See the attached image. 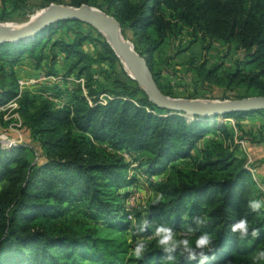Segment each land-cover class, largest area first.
I'll return each mask as SVG.
<instances>
[{"label": "trees", "instance_id": "trees-1", "mask_svg": "<svg viewBox=\"0 0 264 264\" xmlns=\"http://www.w3.org/2000/svg\"><path fill=\"white\" fill-rule=\"evenodd\" d=\"M15 1L43 8L52 3L88 4L113 15L123 31L133 33L135 49L148 60L165 94L169 92L160 81L155 53L187 35L190 40L185 48L201 42L205 50L218 42L240 55L236 67L225 75L217 74L218 65L201 63L197 70L204 80L225 87L243 84L250 93L245 96L264 95V0ZM71 24L86 23L62 20L28 40L0 43V106L18 93L14 68L25 57L35 70L42 71L48 62L54 66L63 57L69 68L61 74L85 80L84 85L73 83L72 89H57L66 100L63 105L44 96L56 90L46 84L28 87L18 100L15 112L32 142L0 146V264H169L157 246H149L141 260H125L119 258L120 249L110 250L108 242L92 234L63 230L60 218L74 201L85 203L124 230L144 215L143 219L151 221L149 230L143 232L145 237L152 234L160 218L164 217L166 226L181 231L194 215L202 216L205 222L198 233L212 232L215 240L207 264H249L248 257L264 248V232L249 242L233 234L231 224L247 216L253 227H259L264 216L246 207L247 200L258 198V190L243 158L237 156L229 125L189 119L159 107L134 79L125 72L126 79L114 72L121 61L107 40L80 31H74L71 39L58 34ZM85 41L100 46L96 58L84 50ZM96 61L110 66L102 84L94 76ZM102 94L110 96L106 103L100 102ZM258 113L264 115V110L222 117L237 120ZM4 116L0 109V123L6 126L15 120ZM237 127L240 139L263 142L260 133L264 129L248 131L240 123ZM187 160L192 163L178 166ZM134 164L160 197L149 209L129 218L126 204L131 191L119 190L133 184L126 171ZM157 175L160 179L154 180ZM199 259L189 261L178 250L172 264H198Z\"/></svg>", "mask_w": 264, "mask_h": 264}, {"label": "rangeland", "instance_id": "rangeland-1", "mask_svg": "<svg viewBox=\"0 0 264 264\" xmlns=\"http://www.w3.org/2000/svg\"><path fill=\"white\" fill-rule=\"evenodd\" d=\"M60 4L68 5L66 3ZM42 8L43 7H40L39 5H36L34 3L24 5L22 2L18 3L15 0L0 1V22L11 23L14 25V27H16L31 20L33 16H35L38 12H41ZM74 31H80L83 34H87L90 38H96L100 41L107 40L106 36L102 33V31H100L99 28L92 25L88 26V24H71L70 27H65L58 34L61 37L71 39ZM122 33L126 39L130 40L134 44V37L132 32L122 30ZM189 40L190 38L187 35L181 36L177 41L172 42L171 46L167 47L170 49L169 52L166 48L160 50L161 53L158 56L161 57L157 60L155 66L157 69H161L163 72L162 79L165 82L163 85L165 86L166 91L169 92V94L167 95L174 98L192 100H234L239 99V97H248L245 95L250 93L245 85L234 83L232 85L225 84L227 87H225L224 85L220 86L208 80H204V76L197 70V66H199L203 62H206V66L208 67H214L215 65H218L219 68L217 70V74L225 75V73L236 67L237 60L240 57L238 52L218 42L211 43V46L205 50L202 49L201 42H197L189 46L188 48H185L188 45ZM169 57L172 58L169 59ZM55 63L56 64L54 66H50V62H48V65L46 64L42 72L56 75L59 73L67 72L69 65L66 63L63 57L59 56V59L56 60ZM31 67L29 68V70L25 69L23 71V77H36L40 75L34 68ZM125 68V65H123V63L121 62V65H115L113 69L114 72L119 73V76L121 78L123 77V79H126V76L123 73L125 72L128 77H130V75L128 70H126ZM55 88L56 90H53V92L56 94V96L66 101L63 94L59 96L57 93V89L61 90V88H59L58 86H56ZM14 112L15 110L12 113ZM220 118L221 119L217 121L226 123L230 127L232 138L234 136L233 142L238 146L236 148L237 156L240 159L243 158V165H247V169L251 170L252 176L254 178L253 183H255L256 190H258L255 191L257 197L264 198V192L259 187L260 183L264 188V182H262V180L260 179L262 178V176H260L261 174H259V167L264 166V140L263 142H261V145L249 144V141L247 139H240L238 137V134H240L237 127L239 122L235 118ZM256 119L262 121V118L260 117ZM250 121L255 122V120ZM23 126L24 125L22 124V126L19 128V131L16 132V135H14L11 134V132H13L11 129V123L8 126L0 123L1 147H10L4 145L3 143L5 142L1 140V135L3 134V132L7 133V131L9 132V137H13L10 139L15 140L16 145L26 142H32V139L28 134V130ZM246 130L253 131L249 129ZM18 135H21V138ZM260 135L261 139H264V131L260 133ZM209 136L211 138L215 137L213 134ZM240 141H243V144H241ZM203 142L204 141H202L201 144H203ZM191 163L192 160H187L184 162L180 161L177 164L178 166L184 167L190 165ZM126 174L129 177H132L131 180H134V182L133 184H130L125 188H121L119 192L125 193L131 191L128 199L133 196V194L137 195L136 200L132 204L133 214L135 215L138 212L149 209L148 207H150L151 204L160 197V193L156 190V187L153 185L151 180L147 178V176L143 173L142 169L137 166V164H134L133 167L127 170ZM153 179L159 180L160 177L159 175H157L154 176ZM128 205L130 207L132 206L131 204ZM195 216L196 215H194V217ZM143 217L144 215L141 217V221L143 220ZM163 219L164 217L158 220L154 228H152V233L154 232L156 226L161 224L166 225V222ZM60 221L64 224V227H62L63 230H70L71 232L83 235L92 234L94 238H97L102 243L108 242L110 250L120 249L121 253H119V258H124L125 260L132 257L130 254L131 248L133 247V242L137 238H142L148 244V247L151 245L159 247L156 244L155 238L152 234L145 237L144 233H140L137 231L134 235L135 230L132 223H130L129 229L124 230L119 224H113L116 222L110 223L104 216L98 214L94 210H90L89 208H87L86 204L83 202L79 203L78 201H74L69 203L67 206V210L60 218ZM177 232H182V230ZM209 233L212 234V232ZM248 259L252 260V257L249 256ZM86 263L100 264L91 261H88ZM249 264H252V261L249 262ZM262 264H264V262H262Z\"/></svg>", "mask_w": 264, "mask_h": 264}, {"label": "water", "instance_id": "water-1", "mask_svg": "<svg viewBox=\"0 0 264 264\" xmlns=\"http://www.w3.org/2000/svg\"><path fill=\"white\" fill-rule=\"evenodd\" d=\"M62 20H78L97 28H108L110 38L106 36V39L123 65L133 73V76L129 73L130 77L146 91L152 102L171 113L181 114L189 119L214 122L231 112L264 110V95L234 100H192L165 94L158 86L148 60L123 36L120 22L113 15L95 6L83 4L76 7L53 3L43 8L37 18H32L20 27L5 29L0 25V43L28 40L45 27Z\"/></svg>", "mask_w": 264, "mask_h": 264}, {"label": "clouds", "instance_id": "clouds-1", "mask_svg": "<svg viewBox=\"0 0 264 264\" xmlns=\"http://www.w3.org/2000/svg\"><path fill=\"white\" fill-rule=\"evenodd\" d=\"M247 209L258 216H264V198H252L246 201ZM202 216H195L191 223L185 227L182 232L175 231L172 227L164 224L156 226L152 235L160 250L165 253L164 259L169 264L175 260V254L178 250L186 253L189 261H196L198 264H207V253L213 250L215 240L209 232H199V226L204 223ZM135 232L143 233L151 227V221L144 218L138 224L133 221ZM231 232L239 239L251 242L259 238L260 233L264 232V224L259 227H253L247 216H241L231 224ZM148 244L142 239L137 238L131 248V256L136 260H141L146 255ZM264 262V248L257 249L252 258V264H262Z\"/></svg>", "mask_w": 264, "mask_h": 264}, {"label": "built area", "instance_id": "built-area-1", "mask_svg": "<svg viewBox=\"0 0 264 264\" xmlns=\"http://www.w3.org/2000/svg\"><path fill=\"white\" fill-rule=\"evenodd\" d=\"M73 83H81L82 85H84L85 80L83 77L78 78L74 75H64L61 73H59L57 75L56 74L40 73V75L36 76V77H19V79H18V84H19L18 93L16 94L15 97H13L12 99H10L9 101L5 102L4 104H2L0 106V109L2 111L6 112V114L4 116L5 119H11V118L15 119L13 122H11L12 131L15 133L18 132L19 128L23 124L22 119H21L20 115L18 114V112H14V113H12V112L14 110H16L17 108H19L18 100L21 97L24 90H26L28 87H33L35 85H41V84H46L50 87L58 86L59 88H63V89H67V88L72 89ZM44 96L47 99H49V100H51L57 104H60V105L64 104V100L62 98H59L58 96H56V94L53 92L52 89L48 90L44 94ZM103 97H104L103 95H102V97H100L101 98L100 102L106 103L107 100H104ZM14 124L16 127L14 126ZM1 136H2L1 140L6 143V144L3 143L4 145L10 146V147L13 145H16L15 140L10 139L13 137H9L10 135H9L8 131H7V133L3 132V134ZM18 136L21 138V135H18ZM262 182H264V181L262 180ZM259 187L264 192V188L261 186L260 183H259ZM136 197H137V195L133 194V196H131L127 201L126 209L128 211L129 218H133V205L132 204L136 200ZM128 204H131L132 206L130 207Z\"/></svg>", "mask_w": 264, "mask_h": 264}, {"label": "crops", "instance_id": "crops-1", "mask_svg": "<svg viewBox=\"0 0 264 264\" xmlns=\"http://www.w3.org/2000/svg\"><path fill=\"white\" fill-rule=\"evenodd\" d=\"M83 48L90 56H92L94 58H96L101 51L100 46L98 44L92 42V41H85ZM163 49H165V48H163ZM166 49H168V52H169L170 49L169 48H166ZM160 53H161V51H157L155 53L156 62L161 57V56H158ZM171 58L172 57H169V59H171ZM30 63H31L30 60L27 57H25L24 59H22V61L19 64H17L15 66L14 70L17 74V77H23V74H24L23 71L25 69L29 70V68L31 67ZM31 68H33V67H31ZM109 68H110L109 64H107L105 62H102V61L94 62V64H93L94 76H95V79L98 80L101 84L103 82H105L103 74ZM159 70H160V81L162 84H164L165 82L162 79L163 72L161 69H159ZM36 71L38 74L40 72H42V70H36ZM84 91H85V93H87V90H84ZM102 95L104 96L103 97L104 100H106V98L109 97L107 94H102ZM258 117L262 118V121L257 120L256 118H258ZM250 120H255V122H252ZM237 121L243 126L244 129L253 130L255 132H259V131L264 129V116L262 114H259V113L255 114V115L246 116V117L237 119ZM248 122H250V123H248ZM11 134L16 135V133H14V132H11ZM240 142H241V144H243V141H240ZM248 143L253 145V143H251V142H248ZM255 145H261V144H255ZM245 167H247V165ZM259 169H260L259 174H261L260 176H262V178H260V179L264 180V166L259 167Z\"/></svg>", "mask_w": 264, "mask_h": 264}, {"label": "bare ground", "instance_id": "bare-ground-1", "mask_svg": "<svg viewBox=\"0 0 264 264\" xmlns=\"http://www.w3.org/2000/svg\"><path fill=\"white\" fill-rule=\"evenodd\" d=\"M41 12H38L35 16H33L32 18L35 19L37 18L39 15H40ZM0 25L5 28V29H10V28H17V27H20L21 25H18L16 27H14L13 24L11 23H1L0 22ZM23 25V24H22ZM99 29L105 34V36H107L108 38H110V35H109V30L108 28L104 27V26H101L99 27ZM125 65V64H124ZM125 69L128 70V72L133 76V73L131 72V70L125 65Z\"/></svg>", "mask_w": 264, "mask_h": 264}]
</instances>
